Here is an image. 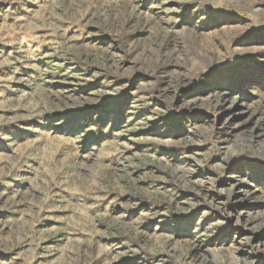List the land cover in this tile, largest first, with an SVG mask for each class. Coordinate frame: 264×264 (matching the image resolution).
Masks as SVG:
<instances>
[{"label": "rangeland", "instance_id": "374dc122", "mask_svg": "<svg viewBox=\"0 0 264 264\" xmlns=\"http://www.w3.org/2000/svg\"><path fill=\"white\" fill-rule=\"evenodd\" d=\"M0 264H264V0H0Z\"/></svg>", "mask_w": 264, "mask_h": 264}]
</instances>
